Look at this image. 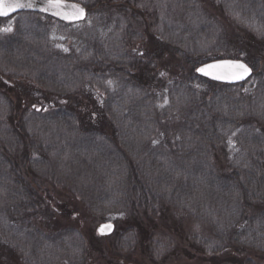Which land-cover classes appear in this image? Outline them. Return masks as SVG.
Masks as SVG:
<instances>
[{
	"label": "trees",
	"instance_id": "obj_1",
	"mask_svg": "<svg viewBox=\"0 0 264 264\" xmlns=\"http://www.w3.org/2000/svg\"><path fill=\"white\" fill-rule=\"evenodd\" d=\"M227 5L264 25V0H226L222 6ZM20 17L57 22L38 13ZM16 25V37L1 46L11 76L30 78V109L19 87L0 80V87L19 99L14 118L3 117L0 101L1 248L20 253L22 264H30L22 249L29 255L31 249L40 258L37 263L45 264L41 259L55 256L51 246L59 241L69 264H90L91 252L75 230L44 237L37 226L62 209L69 217L78 213L56 200L42 176L57 163L77 203L103 221L118 217L113 254L130 255L141 239L155 260L168 247L158 241L163 235L175 238L176 250L180 241L186 244L190 258L264 264L261 59H244L254 69L250 81L222 85L179 65L155 71V63L167 62L165 49L170 53L178 41L171 34L165 43L160 40L154 56L138 52L134 60L123 61L108 50L104 36L85 37L72 51H40L47 31L38 24ZM243 38L235 37L239 45H248ZM250 42L264 57V38ZM176 55L187 58L183 52ZM194 58L186 59L192 67ZM173 211L204 229L186 235L164 230Z\"/></svg>",
	"mask_w": 264,
	"mask_h": 264
},
{
	"label": "rangeland",
	"instance_id": "obj_2",
	"mask_svg": "<svg viewBox=\"0 0 264 264\" xmlns=\"http://www.w3.org/2000/svg\"><path fill=\"white\" fill-rule=\"evenodd\" d=\"M66 1L84 6L89 13L88 19L78 24H66L56 19L57 22L48 23L46 19L40 20L39 18L32 19L30 17L0 19V80L8 87H14L15 89L19 87V91L24 93L22 94L28 101V109H30V78L27 73L24 76L25 78L21 79L11 76L10 70L12 69H8V64L3 54L6 49L1 46L4 42H11V40H8L9 38L16 37V31L18 30L16 24L19 22L20 26H24V28L30 27L32 24H38L42 30L47 31L48 38L40 48V51H72L73 46L75 44L79 45L85 37L91 35H94L93 38L104 36L109 42L108 50L116 51L115 57L118 56L123 61L129 59L132 61L138 52L154 56L155 47L162 43L161 41L165 43L166 37L171 34L172 37L178 39V43L174 42L173 45L175 54L172 57L171 52L173 51L169 53L165 49L164 61L167 59V62L165 61L166 64L163 65L162 62L155 63V71H158L164 65L174 66L173 68L179 65L180 68H192L196 71L204 63L222 59L244 60L248 58L252 60L261 59L258 61L261 64L264 62V57L261 58L259 55L261 49L254 48L255 44L249 43V40L253 38L256 40L264 38V25L252 20L250 16H243L240 11H235L234 5L222 6L223 4L225 5L226 0ZM126 12L129 14L134 12V19L130 15H125ZM59 22L66 25L59 24ZM240 35L244 36L243 39H248V41L245 40V44L248 43V45H239V41L235 37ZM16 41L18 42V40ZM50 45L54 47L50 48ZM178 51L187 55V58L192 54L195 55L194 64H196V67H192L189 60H186L187 58L181 59L176 55ZM178 70L180 69L178 68ZM0 86H2L1 83ZM17 94H20V92ZM18 100L15 94L0 87V101L3 103V107L5 106L3 117H15L13 109ZM223 163L224 161L219 162L222 165ZM53 165L50 168V172L48 170L46 174L42 175L46 182H49L51 194L62 205H67L73 210L77 207L78 213L73 217H69L62 214L65 211V209H62V213L56 212L49 218H43L42 223L37 226H40V232L44 237H50L56 233V235H59L64 233V230H75L82 239L84 249L91 252L90 264H213L205 259L188 257L183 249L186 244L183 245L182 241L179 242L178 250H176V247L171 244L172 240L175 239L173 236H158L159 243L168 247L161 246L163 248H160L162 253L160 257L155 259L156 261L148 252L145 244H142L141 239V245L133 252L130 251V255L118 252V250L115 253L119 255L113 254L112 252L116 249L115 243L117 242L112 237L115 232L111 236H100L98 228L103 223H115L118 217L103 221L102 218L95 217L89 213L83 202L80 200L78 203L76 202L71 190L72 186L60 176L61 165H57V163H53ZM50 182L55 183L52 184ZM48 185L46 184V186ZM53 185L55 188L51 187ZM166 220L168 221H165L161 227L172 228V230L178 229L179 232H182V235L204 229L203 225L192 220L188 215L174 212L169 214ZM177 239L179 240V238ZM60 244L58 241L57 245L51 246L56 251L55 256L42 258L41 262L45 264H69L68 258L63 255L65 252L62 251ZM153 245L158 244L155 243ZM22 252L27 255V258H30V264L40 263H37L40 258L35 251L30 249V255L29 252L23 249ZM18 255L22 256L20 253ZM18 255L7 246L0 247V264H22ZM23 264L28 263L23 262Z\"/></svg>",
	"mask_w": 264,
	"mask_h": 264
},
{
	"label": "water",
	"instance_id": "obj_3",
	"mask_svg": "<svg viewBox=\"0 0 264 264\" xmlns=\"http://www.w3.org/2000/svg\"><path fill=\"white\" fill-rule=\"evenodd\" d=\"M17 4L25 5V7H16L15 10H11V7ZM3 9L7 14L0 15V18L4 19L20 13L33 12L56 18L65 23H80L85 21L88 15V11L84 6L66 0H3ZM238 64H244L249 69V72L239 79L236 77L243 70L236 67ZM209 65H213L214 67L209 68ZM199 69H205V71L201 72ZM196 73V75L204 79L224 85L243 84L250 80L254 74L253 69L246 62L232 59L215 60L208 62V64L205 63L197 69ZM102 228L103 231L101 232ZM114 231L115 224L111 222L103 223L98 228L100 236H110Z\"/></svg>",
	"mask_w": 264,
	"mask_h": 264
},
{
	"label": "snow or ice",
	"instance_id": "obj_4",
	"mask_svg": "<svg viewBox=\"0 0 264 264\" xmlns=\"http://www.w3.org/2000/svg\"><path fill=\"white\" fill-rule=\"evenodd\" d=\"M16 7H25V5H22V4L14 5V6L11 7V10H15ZM6 14H7V12L3 9V0H0V15H6ZM81 14H82V10H81ZM208 67L211 68V67H214V66L213 65H209ZM236 67L238 69H242L243 70L242 73L237 75L236 78H238V79L242 78V76L244 74H247L249 72V69L244 64H238V65H236ZM199 71L204 72L205 69H199ZM205 74H207V73H205ZM217 78H220V77H217ZM100 231L102 232L103 228Z\"/></svg>",
	"mask_w": 264,
	"mask_h": 264
}]
</instances>
